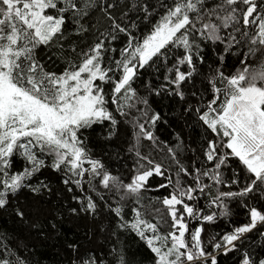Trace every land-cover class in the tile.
Returning a JSON list of instances; mask_svg holds the SVG:
<instances>
[{"label":"snow or ice","instance_id":"6c2138e0","mask_svg":"<svg viewBox=\"0 0 264 264\" xmlns=\"http://www.w3.org/2000/svg\"><path fill=\"white\" fill-rule=\"evenodd\" d=\"M46 170L71 201L47 223ZM0 212L87 221L68 264H142L124 234L152 264H264V0H0Z\"/></svg>","mask_w":264,"mask_h":264},{"label":"trees","instance_id":"16d2710c","mask_svg":"<svg viewBox=\"0 0 264 264\" xmlns=\"http://www.w3.org/2000/svg\"><path fill=\"white\" fill-rule=\"evenodd\" d=\"M227 63L229 71L240 67L239 59L234 56L229 57ZM171 131V129L168 131L161 129L157 134L161 141L171 143L175 139L174 135L169 134ZM195 137L196 132L193 131L191 136H186V140L191 143ZM127 139V130H123L120 137L113 142L105 143L97 141L96 143L90 144V147L97 155L107 154L105 156L107 159V156L113 155L120 148L127 147L125 144ZM159 148L162 149L163 145H160ZM142 151L152 153L158 159L164 158L163 151L157 154V149H154L147 142L142 144ZM121 155L124 156L125 153L121 152ZM125 158L127 159L126 156ZM128 162L130 163L131 161L129 160ZM113 163L117 167L120 166V162L115 161L114 157ZM45 176H51V182L54 186V194L50 198L51 203L48 205L49 214L45 220V223H47V220H51L52 216L56 215L57 208L61 205L66 208L71 201L65 199L68 194L63 190H56L62 189V186L59 185L56 179L57 174L52 173L51 170H46ZM162 194H164V190H161V192H148L145 195L155 198ZM145 203L147 205V218L152 219L153 215H155L152 205L147 204V201ZM153 203H156V206L159 207V204L155 200H153ZM161 214H163L162 208ZM52 222L56 223L55 230L45 227V235H37L35 229H29L26 225L18 223L9 213L0 212V245L8 244L12 250H18V254L22 259L27 261V264H68L69 253L66 250V241L79 239L81 242H85L84 234L88 230V222L78 221L71 217H66L60 221L52 220ZM212 231H219V229H212ZM93 242L96 246L111 247L110 244H107L103 236L93 238ZM119 243L131 253H135L137 260L141 261L142 264H152L151 252L134 234L121 235Z\"/></svg>","mask_w":264,"mask_h":264}]
</instances>
